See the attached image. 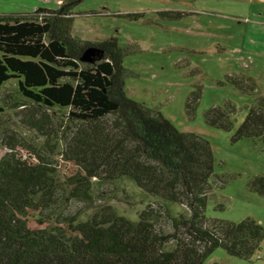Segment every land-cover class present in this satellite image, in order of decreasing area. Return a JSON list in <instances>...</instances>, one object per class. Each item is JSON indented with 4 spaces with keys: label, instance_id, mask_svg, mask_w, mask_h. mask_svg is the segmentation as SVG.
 Here are the masks:
<instances>
[{
    "label": "trees",
    "instance_id": "1",
    "mask_svg": "<svg viewBox=\"0 0 264 264\" xmlns=\"http://www.w3.org/2000/svg\"><path fill=\"white\" fill-rule=\"evenodd\" d=\"M81 1L62 0L54 10L37 8L31 15H0V89L13 81L26 101L67 111L70 124L50 150L62 146L57 161L42 151L0 158V264H206L215 248L238 258L253 255L264 239L260 223L205 217L214 186L209 142L196 132H180L159 110L125 95L117 39L91 42L72 35L73 10ZM89 47L102 56L80 62ZM226 78L240 92L256 93L248 76ZM256 95L233 140L264 143V95ZM199 100V88L188 94L189 120ZM232 111L211 108L203 117L212 127L230 130ZM120 179L153 197L155 207L147 205L136 221L111 206L87 220L71 210L73 202L91 205L94 182ZM248 185L264 195V177ZM168 203L184 206L188 215L170 217ZM162 217L168 227L158 226Z\"/></svg>",
    "mask_w": 264,
    "mask_h": 264
},
{
    "label": "rangeland",
    "instance_id": "2",
    "mask_svg": "<svg viewBox=\"0 0 264 264\" xmlns=\"http://www.w3.org/2000/svg\"><path fill=\"white\" fill-rule=\"evenodd\" d=\"M255 0H82L73 10V37L101 42L114 37L122 48L125 95L153 107L180 131L196 132L210 144L213 153L212 193L205 217L240 222L251 219L264 228V195L249 189V182L264 177V143L243 138L233 140L254 98L264 95V28L252 21L237 23L227 17ZM264 5L260 6L263 7ZM57 0H0V15H31L37 8L54 10ZM174 11L178 19L161 20L158 12ZM127 14H142L132 19ZM251 20V19H250ZM255 52V53H254ZM253 65L249 67L250 63ZM244 74L256 84V93L240 92L226 77ZM200 89L193 119L184 113L188 94ZM0 158L14 154L31 157L36 151L53 161L56 138L63 136L67 111L38 107L20 96L15 82L0 89ZM233 108L232 127L226 130L205 123L211 108ZM156 201L131 181L94 182L88 208L73 202L80 219L87 220L102 207L136 221L138 213ZM168 215L187 216L179 204L168 203ZM160 228L167 226L162 217ZM168 227V226H167ZM206 264H264V239L260 249L248 258L229 255L215 248Z\"/></svg>",
    "mask_w": 264,
    "mask_h": 264
},
{
    "label": "crops",
    "instance_id": "3",
    "mask_svg": "<svg viewBox=\"0 0 264 264\" xmlns=\"http://www.w3.org/2000/svg\"><path fill=\"white\" fill-rule=\"evenodd\" d=\"M61 1L62 0H57V4L59 5ZM255 1L264 5V0H255ZM260 6H257V7L255 6V8L254 7L244 8V10L239 12L240 13L239 15L231 14L227 17V19L228 20L230 19L232 22H236V23L237 21L238 23L252 21L258 27L264 28V6L263 7H260ZM91 42H94V41H91ZM252 65H253V62L250 63L249 67H251Z\"/></svg>",
    "mask_w": 264,
    "mask_h": 264
},
{
    "label": "water",
    "instance_id": "4",
    "mask_svg": "<svg viewBox=\"0 0 264 264\" xmlns=\"http://www.w3.org/2000/svg\"><path fill=\"white\" fill-rule=\"evenodd\" d=\"M102 56V52L97 47H89L83 51L79 61L83 63H92L96 58Z\"/></svg>",
    "mask_w": 264,
    "mask_h": 264
}]
</instances>
